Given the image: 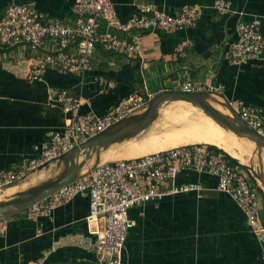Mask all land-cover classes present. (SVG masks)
<instances>
[{
	"label": "crops",
	"instance_id": "obj_1",
	"mask_svg": "<svg viewBox=\"0 0 264 264\" xmlns=\"http://www.w3.org/2000/svg\"><path fill=\"white\" fill-rule=\"evenodd\" d=\"M111 1L122 22L136 14L140 3L153 4L168 15L187 5L204 10L196 25L188 30L175 34L157 30L137 33L140 57L99 49L94 55L93 70L79 77L49 69L34 79L28 72L37 54L24 46L0 47V172L24 158L35 157L46 134L62 127L64 115L55 100L63 89L81 99L82 114L101 116L135 92L149 100L164 91H180L177 83L188 71L193 81L216 88L212 95L220 102L234 109L243 103L264 112V61L228 60L229 49L237 39L238 22L259 21L264 37V0H226L231 4L227 15H218L212 9L216 0ZM13 3L31 5L44 16L68 24L73 21V0H0V10ZM185 40L190 46L182 55L175 53L176 46ZM98 77L112 82L113 88L98 83ZM158 124L159 118L143 133H153ZM126 146L127 142H123L109 148L116 152L115 160L131 158L124 156ZM107 151L100 152L99 164L105 162ZM250 158L248 164L237 160L246 167L244 170L238 165L239 169L249 172L254 162L251 167L258 172L255 157ZM96 160L93 156L87 168ZM53 166L59 168L61 164H53L30 177L45 175ZM28 181L13 186L14 192L28 189ZM189 181L200 182L204 190L130 210L134 225L127 234L124 260L129 264H264V242L251 232L232 199L216 190L215 178L185 171L176 183ZM257 186V216L264 228V189ZM87 214L88 197L82 195L47 217L22 213L3 221L0 264H96L93 237L88 234L85 221Z\"/></svg>",
	"mask_w": 264,
	"mask_h": 264
},
{
	"label": "built area",
	"instance_id": "obj_2",
	"mask_svg": "<svg viewBox=\"0 0 264 264\" xmlns=\"http://www.w3.org/2000/svg\"><path fill=\"white\" fill-rule=\"evenodd\" d=\"M212 9L218 15H227L231 12V4L216 0ZM203 10L201 6L187 5L168 15L153 4L140 3L136 6V14L122 22L111 0H73V21L68 24L44 16L31 5L13 3L4 11L0 10V47L24 46L37 54L28 72V76L34 79L49 69L79 77L93 70L94 55L99 49L106 53L124 51L129 57H140L142 51L137 33L157 30L175 34L188 30L196 25ZM236 35L237 39L228 52L229 61H264V37L259 21L238 22ZM189 46L187 40L180 42L175 53L182 55ZM97 82L108 88L114 86L102 77H98ZM177 87L182 92L214 94L217 91L208 84L193 81L188 71L182 73ZM147 102L148 99L135 92L123 103L98 116L82 114L81 99L67 90L59 91L55 103L64 115L62 127L46 134L36 148L35 157L24 158L12 168L0 172V191L25 182L32 174L44 170L48 163L120 120L141 112ZM235 110L248 127L264 137L262 109L240 103ZM185 171L215 178L216 190L232 199L242 211L251 232L259 242H264L252 176L206 144L181 145L100 163L25 213L28 217H47L76 197L86 195L88 214L85 221L88 234L93 237L91 246L96 264H129L123 253L127 234L134 225L129 217L130 210L156 204L168 197L203 191L200 182L176 183ZM4 231L1 222L0 236Z\"/></svg>",
	"mask_w": 264,
	"mask_h": 264
},
{
	"label": "water",
	"instance_id": "obj_3",
	"mask_svg": "<svg viewBox=\"0 0 264 264\" xmlns=\"http://www.w3.org/2000/svg\"><path fill=\"white\" fill-rule=\"evenodd\" d=\"M213 96L215 95L209 92L195 93L174 90L156 94L148 100L141 112L120 120L44 167L48 169L53 164H61L62 168L57 175L24 191L17 192L11 198L0 200V223L22 214L62 187L73 183L86 171L99 164L101 151H107L115 144L134 140L158 120L162 107L178 101L186 102L197 108L216 124L237 137L254 142L255 147L258 148L259 171L257 172L251 166L248 171L258 185L264 189V160L262 157L264 137L248 127L231 105L220 102ZM217 107L227 111V114L222 113ZM93 156H96L97 160L92 167L87 168L88 162L92 160Z\"/></svg>",
	"mask_w": 264,
	"mask_h": 264
},
{
	"label": "bare ground",
	"instance_id": "obj_4",
	"mask_svg": "<svg viewBox=\"0 0 264 264\" xmlns=\"http://www.w3.org/2000/svg\"><path fill=\"white\" fill-rule=\"evenodd\" d=\"M175 107H183L186 110L184 113L176 114L172 112ZM217 108L222 113L227 114V111L220 107ZM160 114L163 117V122L167 123V127L163 128L159 133H151L146 136L144 135L140 140L127 142L124 156H141L181 145L206 144L217 146L241 164H248L250 162V156L253 147H255L254 142L239 138L236 135L233 136L232 132L225 130L190 104L182 101L172 102L170 105L162 107ZM179 124L182 125L176 129L175 126ZM245 151L249 153V157H246ZM115 159L116 152L113 150L107 151L103 157L105 162ZM13 189H15L13 186L6 188L0 191V194L11 192ZM13 194L15 192L1 195L0 200H5Z\"/></svg>",
	"mask_w": 264,
	"mask_h": 264
},
{
	"label": "rangeland",
	"instance_id": "obj_5",
	"mask_svg": "<svg viewBox=\"0 0 264 264\" xmlns=\"http://www.w3.org/2000/svg\"><path fill=\"white\" fill-rule=\"evenodd\" d=\"M185 110L186 109H184L183 107H175L172 110V112L178 114V113H184ZM169 120H171V119L169 118ZM181 125L179 124L178 126H175V128L178 129V127H180ZM165 127H167V123L166 122H163V117H161V114H160L159 115V124L157 125V128L155 130H153L154 131L153 133H159ZM149 134H151V133H149ZM149 134H148V132H145V133L142 132L135 139L140 140L141 138L144 137V135L146 136V135H149ZM233 136H234V134H233ZM263 153L264 152H262V155H263ZM244 154L246 155V157H249V153L247 151H245ZM252 155H254L253 157H255L256 166L258 168V165H259L258 148L253 147L252 154H251L250 157H252ZM250 166H254V162H252V164ZM61 168H62L61 166L59 168H57V166H53V167L50 168L49 171H47L46 173H44L45 175L38 176L36 179H33L34 177L28 178L29 181H28V179L26 181H28L29 184L25 188H30L31 186H34L36 184H39L40 182H43L45 180H48V179L52 178L53 176L57 175L60 172ZM14 191H15V189H13L11 192L4 193V194H9V193H12ZM4 194L2 193V194H0V196L1 195H4ZM8 198H11V196H8L6 199H8Z\"/></svg>",
	"mask_w": 264,
	"mask_h": 264
},
{
	"label": "trees",
	"instance_id": "obj_6",
	"mask_svg": "<svg viewBox=\"0 0 264 264\" xmlns=\"http://www.w3.org/2000/svg\"><path fill=\"white\" fill-rule=\"evenodd\" d=\"M208 147H210L212 150H214V151H216V152H218V153H222V154H224V155L227 157V159L229 160L230 163H234V164H236V165H239L242 169L246 170V167H245V166L240 165V164L237 162L236 159L231 158L227 153H225V152L222 151L221 149H218V148H216V147L213 146V145H212V146L208 145ZM246 174H248L249 177H251L250 174H249V172L246 171ZM252 181H253V183H254V186H255V187H258L257 184H256V182H255V180L252 179ZM23 213H25V212H23Z\"/></svg>",
	"mask_w": 264,
	"mask_h": 264
}]
</instances>
